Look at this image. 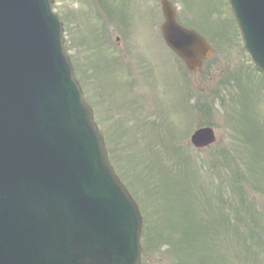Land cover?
<instances>
[{
    "label": "rangeland",
    "instance_id": "1",
    "mask_svg": "<svg viewBox=\"0 0 264 264\" xmlns=\"http://www.w3.org/2000/svg\"><path fill=\"white\" fill-rule=\"evenodd\" d=\"M103 1L108 7H105V12L97 8L99 0H89L91 14L98 15V20L88 15L87 0L81 3L80 0H60L61 4L55 7L56 12L62 15L61 21L63 20L66 25L65 43L72 52L75 50L77 68L82 59L80 69L77 71L82 84L85 85L83 89L87 98L93 101L99 112H106L102 108L111 109L110 106L113 104L117 111L112 119L117 129L122 120L125 121L124 126H121L123 129L127 124L130 127L132 121H138L135 122L137 125L139 123L154 125L150 128L151 131L161 123V121H150L149 118L140 122L137 111L133 110L134 112L129 114L126 111L127 105L123 106L122 100L130 102L135 93L138 105L145 104L146 109L155 111L156 105L152 100L140 98L144 86L134 84L124 94L120 88L121 84L112 87L106 81L107 75L114 72L120 73L124 78L128 76L125 69L121 67L109 69V66L115 64L110 56L116 58L120 50L117 49L116 53H113L114 40L107 39V35L115 30L119 33L117 30L121 25L130 35L135 36L134 45L139 52L137 55L140 60L146 57V50H148L152 69H154L150 80L166 81L160 85L155 96L165 106L166 115L163 116L167 118V130L173 135H181L188 127L191 131L192 128L195 130L198 127L210 126L219 140V143L209 150H196L192 146H184L181 143L173 147L171 138L175 139V137H168L170 139L167 140L164 133H161L162 130L160 133L158 130V133H152L143 139L144 143L155 144L156 152H150L143 148V143L139 140L142 127L139 126V133L134 135L124 133V142L112 153L113 161L119 171L124 168L132 169L133 179L128 176L129 181L139 186L136 190L137 196L140 199L145 196L151 205L150 209L147 206L149 231L145 243L142 244L141 264H177L172 252L185 253L180 247L172 249L169 245H165V237L159 234V228L162 227L161 213L168 212L173 214L177 227L181 223L179 221L181 216L188 215L186 223L191 220L196 231L195 239L200 241V236L204 238L199 248L191 250L190 264H214L215 257L211 255L210 248L225 251L226 237L229 252L225 255L227 257L225 264H264V93L262 92L264 78L247 66H252V63L240 44L239 48L229 45L228 40L232 43L235 42V38L229 37L230 34L223 37L227 39L223 41L222 47L213 48L215 54L210 63L190 78L193 82L195 97L204 94L208 96V100L211 97L214 98L210 105L211 113L196 120L193 119V123L185 127V117L179 110L175 111L177 95L169 76L167 78L166 69L168 68L165 61L158 57L157 31H148L141 27L143 25L149 28V25L145 23L147 13L143 15L140 12L145 24L142 22L139 24L140 16L135 13L137 10H134V13L127 11L131 0L127 1L126 10L122 7V2L125 0ZM137 1L134 3V9L140 8V5L145 7L144 2H146L147 12H149L148 5L157 4L155 0H139V3ZM184 1L186 5L180 0H171L177 13L181 15L186 14L187 6L189 9L187 19L203 24L207 32L217 30L214 22H222L230 26L232 31L234 30V24L220 15L222 6V13L225 12L224 4L222 3L221 6V0ZM83 3L87 5L84 7L87 13L81 10L82 16L80 12L75 13V11H77L76 6ZM120 8H122L121 19L113 23L111 11L112 9L119 11ZM63 11L66 17L63 16ZM114 12L118 16V13ZM74 13L76 17H73ZM89 17L93 18V22L89 21ZM80 19H84L81 27L83 34L78 36L79 43H77L73 41L71 32L74 27V33L80 29ZM107 27L114 29L108 30ZM198 29L201 31L200 27ZM101 30H103V36L99 39L98 33ZM121 37L123 39L122 35ZM205 37L209 42L223 39ZM237 42L239 43L240 40L238 39ZM131 55L134 57L136 54ZM106 56L111 61L107 60ZM236 65L238 68H235ZM230 67L238 69L235 72H245V69L248 71L244 73V76L240 74L234 80L235 72L227 71ZM143 69L142 64L134 67V76L138 78L142 75ZM115 80L119 82L121 79L117 77ZM229 85L228 98L223 101L221 100L223 92L220 90L225 91ZM96 90L100 94H96ZM204 111L205 106L202 104L201 113ZM192 113L195 118L194 106ZM118 116H121L119 122ZM134 137L135 140H133ZM127 140H129L128 143H125ZM159 144L162 148H173L167 152H157ZM120 148L126 150L128 148V150L117 153ZM173 217L170 216V219Z\"/></svg>",
    "mask_w": 264,
    "mask_h": 264
},
{
    "label": "water",
    "instance_id": "2",
    "mask_svg": "<svg viewBox=\"0 0 264 264\" xmlns=\"http://www.w3.org/2000/svg\"><path fill=\"white\" fill-rule=\"evenodd\" d=\"M49 1L0 0V209L1 206L13 208L7 217L3 233L0 232V264L58 263V259L54 257L57 251L53 250L54 246L50 244V235L48 242L49 231L41 232L53 209V205L45 206L46 201L57 196L67 176L75 180L74 185L78 192L88 191L89 187L81 177L80 163L82 154L87 160V150L89 160L103 164L101 139L98 136L95 138L89 122L90 114L85 113L87 106L83 103L80 89L71 76V69L68 72L71 87L66 95L70 110L67 117L64 111L58 109L56 101L47 98L51 92L44 91L41 95L38 94L39 87L36 81L39 75L31 76L29 71V69H38L33 61L42 65L52 60L53 53L58 51L56 49L59 41L62 42L60 27L49 10ZM231 1L248 47L255 60L259 61L260 57L255 50L254 39L244 17L242 5L238 0ZM256 2L259 4L261 0ZM163 5L169 17L171 12L164 0ZM187 41L199 45V41L192 34ZM46 44L49 48L45 49ZM259 66L263 69L260 63ZM77 101L83 108L80 115H78L80 109L75 106ZM37 105L47 106L50 109V115L45 123H37L39 120H31L29 116ZM73 111L75 114L72 118ZM39 130L44 133L37 141V146L35 143L32 153L35 157L33 161H29L23 181V186H27V189L21 188L18 192L11 187V181L17 173V167L23 159L31 135ZM51 161L53 167L49 169ZM100 168L103 169V165ZM106 172L111 174L109 168H106ZM43 182L44 187L41 189ZM39 189H41V197ZM130 205L135 218L133 220L135 229L132 231L130 241L113 249L106 248L108 240L117 238L120 232L118 225L123 226L122 223L125 221L121 216L112 217L110 212L116 211L117 208H108L106 213L113 221L109 222V227L102 230V236L106 240L105 246L99 239L98 232L80 228L75 234L80 244L79 252L72 249V245H75V242H71L72 234L66 238L64 242L66 247L61 246V250L67 253L68 249L72 255L78 254V259L73 257L74 264H89L84 261L87 260V255L81 252V246H87L89 253L96 257V263L93 264H137L140 222L134 206ZM85 207L87 206L77 203L76 220L70 222L76 225L72 227L65 225L63 228L65 231L75 233L79 219L82 222L84 220ZM31 209L35 211L29 217ZM27 217L29 223L23 233ZM91 220L95 221V217L92 216ZM107 222L108 217L104 220V224ZM61 236L64 237L63 234ZM45 248L49 250V255L42 260L41 252Z\"/></svg>",
    "mask_w": 264,
    "mask_h": 264
}]
</instances>
